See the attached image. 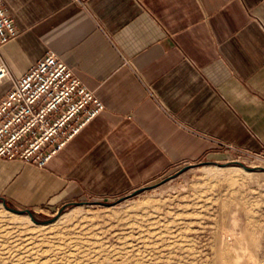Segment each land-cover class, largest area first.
Returning a JSON list of instances; mask_svg holds the SVG:
<instances>
[{
  "label": "crops",
  "instance_id": "obj_1",
  "mask_svg": "<svg viewBox=\"0 0 264 264\" xmlns=\"http://www.w3.org/2000/svg\"><path fill=\"white\" fill-rule=\"evenodd\" d=\"M1 1L12 79L52 52L105 105L45 169L0 159L6 202L114 198L223 145L264 154V0Z\"/></svg>",
  "mask_w": 264,
  "mask_h": 264
},
{
  "label": "rangeland",
  "instance_id": "obj_2",
  "mask_svg": "<svg viewBox=\"0 0 264 264\" xmlns=\"http://www.w3.org/2000/svg\"><path fill=\"white\" fill-rule=\"evenodd\" d=\"M226 146L221 162L176 168L114 198L7 202L47 225L0 202V264H264V161Z\"/></svg>",
  "mask_w": 264,
  "mask_h": 264
},
{
  "label": "built area",
  "instance_id": "obj_3",
  "mask_svg": "<svg viewBox=\"0 0 264 264\" xmlns=\"http://www.w3.org/2000/svg\"><path fill=\"white\" fill-rule=\"evenodd\" d=\"M17 38L14 21L0 0V51ZM12 87L0 100V159L45 169L51 160L85 126L105 110L104 103L73 70L54 53L13 80L5 61H0V86ZM230 151L264 161L233 146Z\"/></svg>",
  "mask_w": 264,
  "mask_h": 264
},
{
  "label": "water",
  "instance_id": "obj_4",
  "mask_svg": "<svg viewBox=\"0 0 264 264\" xmlns=\"http://www.w3.org/2000/svg\"><path fill=\"white\" fill-rule=\"evenodd\" d=\"M235 164H240V163H236V162H235ZM240 165H241V164H240ZM138 192H139V191H136L135 194L138 193ZM0 202H2L4 208H5L6 210H8L9 212L14 213V214H18V215H27V216L30 218V220H31L33 223L37 224V225H47V224L52 223V222L54 221V220H49V221H39V220L36 219L34 213H33L32 211H30V210H17V209L11 208L3 198H0ZM71 205H72V204H68V205L64 206V207L59 211L58 216H60V215L63 213V211H64L67 207H69V206H71Z\"/></svg>",
  "mask_w": 264,
  "mask_h": 264
},
{
  "label": "bare ground",
  "instance_id": "obj_5",
  "mask_svg": "<svg viewBox=\"0 0 264 264\" xmlns=\"http://www.w3.org/2000/svg\"><path fill=\"white\" fill-rule=\"evenodd\" d=\"M30 255H31V254H30ZM26 261H28V260H26ZM26 261H25L24 263H26ZM30 261H31V260H30ZM30 261H28V263H27V264H35V262H36V261H35V262H33L34 260H33L32 262H30ZM36 263H37V262H36ZM39 264H40V263H39Z\"/></svg>",
  "mask_w": 264,
  "mask_h": 264
}]
</instances>
